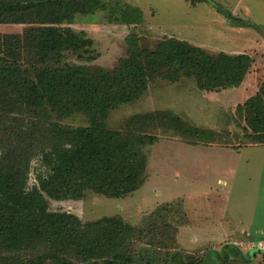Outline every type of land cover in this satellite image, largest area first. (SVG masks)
Returning <instances> with one entry per match:
<instances>
[{
    "label": "trees",
    "instance_id": "trees-1",
    "mask_svg": "<svg viewBox=\"0 0 264 264\" xmlns=\"http://www.w3.org/2000/svg\"><path fill=\"white\" fill-rule=\"evenodd\" d=\"M187 1L211 3L227 21L244 23L218 0ZM102 6L100 0H0V24L7 28L0 29V264H172L175 228L162 251L118 216L82 221L49 209L46 196L80 199L90 190L117 198L140 187L148 162L143 147L155 136L135 132L137 123L174 127L210 142L211 130L170 111L135 114L130 129L107 127L108 111L137 99L155 79L190 77L201 90H218L240 84L252 69L248 53L213 55L175 36L144 49L133 35L112 69L89 70L67 54L82 55L92 40L63 23ZM133 15L129 20L138 22L140 12ZM248 105L264 129L262 96ZM73 113H83L88 124L63 121Z\"/></svg>",
    "mask_w": 264,
    "mask_h": 264
},
{
    "label": "rangeland",
    "instance_id": "rangeland-1",
    "mask_svg": "<svg viewBox=\"0 0 264 264\" xmlns=\"http://www.w3.org/2000/svg\"><path fill=\"white\" fill-rule=\"evenodd\" d=\"M100 1L103 6L94 12H77L71 21L63 23L92 40L82 55L67 54L70 61L85 64L89 70L112 69L121 56L127 55L133 35L144 49H154L163 37L175 36L213 55L248 53L252 57V69L240 84L218 90H201L190 77L176 81L157 78L137 99L111 108L105 117L110 129H130L128 121L135 114L161 110L174 113L194 127L211 130L213 137L210 142L198 141L207 146H190L181 142L197 143L198 139L177 128L137 123L135 132L155 136L153 143L143 147L148 156L146 175H149L144 185L117 198L90 190L80 199L46 196L49 209L72 212L82 221L118 216L136 225L143 240L157 243L163 251L164 244L171 243L170 228L174 230L176 226L169 215V203L185 196L187 205L196 214L219 216L222 211L231 224L246 229L249 238L264 239V141L258 140L264 129L256 126L254 108L248 105L259 95L264 102V0H218L231 11L235 21H244L242 25L227 21L208 2ZM136 11L140 12V20L131 22L129 19ZM4 26L0 24V29ZM63 121L71 125L88 124L83 113H73ZM36 164L37 160L33 161V166ZM246 168L248 172H242ZM192 172L196 180L186 181L185 176ZM241 172L242 177L252 175L244 180L240 178ZM218 179L228 185L224 186ZM33 181L34 174L30 171L29 183ZM237 237L229 235L223 241L212 240L217 248H225L224 254L219 250L209 251L208 247L190 249V245L185 249L173 243L169 249L172 264H246L239 260V252L246 253L244 260L248 264H264V251H248L250 240ZM235 246L241 250L232 253Z\"/></svg>",
    "mask_w": 264,
    "mask_h": 264
},
{
    "label": "crops",
    "instance_id": "crops-1",
    "mask_svg": "<svg viewBox=\"0 0 264 264\" xmlns=\"http://www.w3.org/2000/svg\"><path fill=\"white\" fill-rule=\"evenodd\" d=\"M187 145L192 146L191 144H200L202 146H207L203 145L200 142L197 143H190V142H181ZM225 147V146H224ZM238 168V166H237ZM237 168L235 167V170L233 171V177L237 176ZM242 172H248V169L246 168L245 170H242ZM242 172H241V179H246L250 178L249 176L252 175H245L242 177ZM149 174V173H148ZM175 178L178 177V174H174ZM185 176V175H184ZM147 177L149 175H146L145 181L142 185H144L148 180ZM190 178H193V182L196 180L194 172H192L190 175L187 174L185 176V180L189 181ZM221 181L223 184L225 180L218 179V182ZM226 184V183H225ZM224 186H227L226 184ZM177 195V194H176ZM173 196V195H172ZM182 199L174 201L173 204L169 203V215L171 217L172 221H175V240L176 243L179 244V246L184 247L185 249H188L190 246V249L193 248H198L200 247L202 250L204 247H208L209 251L213 252H218L225 250V248H217L218 246L214 245L213 241L219 242L220 240L223 241L224 236H238L239 240H250L252 243L254 240L258 239L256 237H250V235L247 233V230L239 227V225L231 224V221L227 218L226 219V214H224L222 211L218 210L221 212L219 216L213 215V216H201L196 214L192 208V206L187 205V198L185 196H181ZM174 198V197H173ZM179 204V209H176V206ZM174 212V213H173ZM172 213V214H171ZM204 236H206L204 238ZM208 236V237H207ZM249 236V237H248ZM206 239V241H204ZM214 239V240H213ZM213 240V241H212ZM219 240V241H218ZM212 241V242H210ZM209 242V243H208ZM205 249V248H204ZM238 250H241V248L235 246L232 249L233 252H239ZM255 248H252L250 246L248 248V251H255ZM243 251V250H242ZM224 254V251L222 252ZM229 253V252H227ZM238 255H240V260H244L246 253L244 252H239ZM223 256V255H222ZM238 259V258H236ZM224 260H226L224 258ZM217 262V261H216Z\"/></svg>",
    "mask_w": 264,
    "mask_h": 264
},
{
    "label": "built area",
    "instance_id": "built-area-1",
    "mask_svg": "<svg viewBox=\"0 0 264 264\" xmlns=\"http://www.w3.org/2000/svg\"><path fill=\"white\" fill-rule=\"evenodd\" d=\"M252 248L258 251H264V239H256L251 243Z\"/></svg>",
    "mask_w": 264,
    "mask_h": 264
},
{
    "label": "water",
    "instance_id": "water-1",
    "mask_svg": "<svg viewBox=\"0 0 264 264\" xmlns=\"http://www.w3.org/2000/svg\"><path fill=\"white\" fill-rule=\"evenodd\" d=\"M261 33H263V32H261ZM264 34V33H263Z\"/></svg>",
    "mask_w": 264,
    "mask_h": 264
}]
</instances>
